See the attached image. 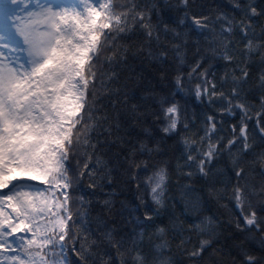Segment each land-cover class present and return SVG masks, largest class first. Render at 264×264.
<instances>
[{
  "label": "snow or ice",
  "instance_id": "snow-or-ice-1",
  "mask_svg": "<svg viewBox=\"0 0 264 264\" xmlns=\"http://www.w3.org/2000/svg\"><path fill=\"white\" fill-rule=\"evenodd\" d=\"M0 264H264V0H0Z\"/></svg>",
  "mask_w": 264,
  "mask_h": 264
},
{
  "label": "trees",
  "instance_id": "trees-1",
  "mask_svg": "<svg viewBox=\"0 0 264 264\" xmlns=\"http://www.w3.org/2000/svg\"><path fill=\"white\" fill-rule=\"evenodd\" d=\"M222 2L226 3V0H222ZM189 108L192 109V108H195L196 111L199 113L202 109V106L199 105L198 103H196L194 100L192 101H189ZM234 122L233 120H229V123H232ZM178 179L177 176L173 175L172 176V184L173 186L175 185V181ZM182 182L183 181V178H182ZM195 187L199 188V185L201 183V181L197 178V177H193L192 180L190 181ZM119 199H124V200H128V201H132V202H135V193L131 190H125L124 192L121 193ZM206 206L210 209H213L214 210V207L213 205L211 204V202H207L206 203ZM233 215H235V212L233 211ZM223 219L227 220L228 219V216L225 215L223 217Z\"/></svg>",
  "mask_w": 264,
  "mask_h": 264
}]
</instances>
